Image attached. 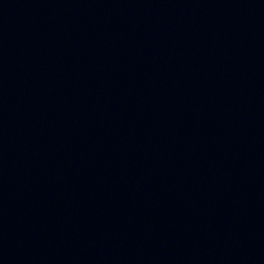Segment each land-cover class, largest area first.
I'll return each mask as SVG.
<instances>
[{"label":"water","instance_id":"95a60500","mask_svg":"<svg viewBox=\"0 0 264 264\" xmlns=\"http://www.w3.org/2000/svg\"><path fill=\"white\" fill-rule=\"evenodd\" d=\"M0 264H264V0H0Z\"/></svg>","mask_w":264,"mask_h":264}]
</instances>
